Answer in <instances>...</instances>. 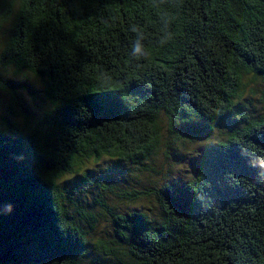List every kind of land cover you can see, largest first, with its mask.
Returning a JSON list of instances; mask_svg holds the SVG:
<instances>
[{
    "label": "trees",
    "instance_id": "trees-1",
    "mask_svg": "<svg viewBox=\"0 0 264 264\" xmlns=\"http://www.w3.org/2000/svg\"><path fill=\"white\" fill-rule=\"evenodd\" d=\"M0 80V264H264V0H0Z\"/></svg>",
    "mask_w": 264,
    "mask_h": 264
},
{
    "label": "rangeland",
    "instance_id": "rangeland-1",
    "mask_svg": "<svg viewBox=\"0 0 264 264\" xmlns=\"http://www.w3.org/2000/svg\"><path fill=\"white\" fill-rule=\"evenodd\" d=\"M16 80L21 81L23 80V76L17 75ZM30 87H35L33 83L27 81ZM2 82L0 80V86ZM36 85L40 88L41 84L36 81ZM260 89H263L260 87ZM25 99L29 100L28 94L24 90H20ZM260 94H261V90ZM260 94H257L253 99L250 98V86H247L245 89V92L240 100V107H242V111L245 113L250 114H256L254 111L262 112V104L259 103V97ZM262 97V95H261ZM10 102L9 99V94L7 91H4L0 89V113L5 114L8 110V104ZM35 107V105H33ZM227 128H219L216 127L213 133L210 135L208 138L201 139L197 142L187 144L186 148L189 151L183 159L184 162L180 166H176L175 168L169 169H164L162 178H168L167 176L171 175L174 180L176 181H182L186 179L189 175V170H191L190 163L188 159L191 157L194 159H198L199 161L197 162L196 166L200 167L201 166V161H202V155H203V150L207 148L209 145L213 144L216 140H220L223 136V133L227 134ZM98 164H94L93 162L88 163L83 167L84 171H87V179L85 182V187L80 186L81 185V179H79L78 176H73V174L67 175L65 178L69 181L67 183L68 188H74L77 190L76 194H71V195H84L85 197H88L90 201H92L93 197H97L98 192L101 191L99 185L101 186V182L105 183L104 180H110V183L113 184V181H116L117 184L122 183L120 187H130L132 185H135V183L130 179V176L128 180L123 181V177L120 175V170L125 168V165L123 164H115L113 161L104 158L100 161H98ZM133 171V168L131 169V172ZM169 172V173H167ZM106 173H110V178L109 179H104V175ZM76 177V178H75ZM159 180V178H156ZM144 180V179H142ZM130 190V189H128ZM116 194L109 195L107 197V201L116 206H120L122 210H133V208H143L144 206L150 210H154V202L150 200H144V201H135V202H129L128 200H124L120 198L117 193L119 190L115 189ZM104 193V192H103ZM99 196V195H98ZM104 196L106 197V194L104 193ZM101 228H105L108 225L106 223H101Z\"/></svg>",
    "mask_w": 264,
    "mask_h": 264
},
{
    "label": "bare ground",
    "instance_id": "bare-ground-1",
    "mask_svg": "<svg viewBox=\"0 0 264 264\" xmlns=\"http://www.w3.org/2000/svg\"><path fill=\"white\" fill-rule=\"evenodd\" d=\"M205 251V250H204Z\"/></svg>",
    "mask_w": 264,
    "mask_h": 264
}]
</instances>
